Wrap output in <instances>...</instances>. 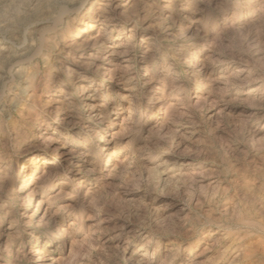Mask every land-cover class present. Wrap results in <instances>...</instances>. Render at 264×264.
Here are the masks:
<instances>
[{"label": "rangeland", "instance_id": "rangeland-1", "mask_svg": "<svg viewBox=\"0 0 264 264\" xmlns=\"http://www.w3.org/2000/svg\"><path fill=\"white\" fill-rule=\"evenodd\" d=\"M115 2L0 0V264H264V0Z\"/></svg>", "mask_w": 264, "mask_h": 264}, {"label": "bare ground", "instance_id": "bare-ground-1", "mask_svg": "<svg viewBox=\"0 0 264 264\" xmlns=\"http://www.w3.org/2000/svg\"><path fill=\"white\" fill-rule=\"evenodd\" d=\"M136 0H116L115 2V6L112 9V16L111 18H106L104 22L106 23H114V17H120L122 15L125 14L126 10L131 8L134 4H135ZM103 16L102 13H96L94 10L91 12L90 18L88 19V23L84 24L86 27H90L92 28L94 26V19H97L96 21H99L98 19H101ZM154 24H150L148 27L150 29H153ZM103 36H100L98 38H102ZM98 38H96V40L98 41ZM149 38V37H147ZM3 39H5V37H3ZM95 40V41H96ZM97 43H102V42H97ZM101 46H104V48L107 47V43L104 41ZM74 47V46H73ZM127 44H119L117 46L114 47L113 51L110 52L108 55H106L105 60L107 59H111L113 56H115V54H121V55H126L127 58H122V61H125V63H117V64H113V62L111 63V61L109 62V65H111L110 67H106V64H104V62H102L101 64H96L97 65V69L98 70H105L107 72V74H109L110 78L113 79V77L116 78H120V72L122 69H127L129 67V65L127 63H131L132 62V58L128 56V52L126 50H124L125 48H127ZM73 51V50H72ZM19 64V63H18ZM16 64V65H18ZM123 64V65H122ZM125 64V65H124ZM191 64V63H190ZM194 64V68L195 69V73H198L200 70H202L203 68H205V64L202 63L201 61L195 62ZM113 66V67H112ZM14 67V65H13ZM16 67V66H15ZM11 69V68H10ZM19 69L20 70V66H17L16 70ZM11 72V71H9ZM243 70L241 69L237 75V78L241 81L240 76L242 75ZM220 80H225V84L226 86H229V77L226 76H221L219 78ZM217 79V81L219 80ZM245 80L242 81L243 83H245ZM256 81V80H255ZM260 82V80H258ZM234 84V83H233ZM237 84V82H236ZM235 85V84H234ZM86 87L83 84H77L75 90L78 91L79 93H83L85 91ZM90 97H87V99ZM94 107H91L90 109H94ZM167 114L170 113V111L174 110V108L170 105L169 108H167ZM132 115V114H131ZM130 115L129 119H132V116ZM102 114L96 112L95 114H93L91 116V119L89 120V127L90 130H92L93 128H95L97 125L102 123ZM128 120H124L123 124L126 123ZM63 122H67L68 124L72 123V120L70 119V117H67L65 119H63ZM162 127V126H159ZM166 127V126H165ZM42 127L38 128V130H41ZM154 129V128H153ZM162 129V128H161ZM160 129V130H161ZM120 134V133H119ZM198 144H201V142H197ZM54 150L57 152V155L59 156V159H61V162L65 163L66 165V169L69 170V172L72 173H77V171L75 169H78L79 167H81V165H79V163L75 164L73 162V155L71 153V151H66V150H60L58 147H55ZM71 165V166H70ZM89 172V171H88ZM90 172H93V169L90 170ZM2 173V172H0ZM0 183H3L0 180ZM26 190H24V192H29V195L32 196L35 192H36V187L34 186V182H31L29 185H27L25 187ZM84 203V202H83ZM40 205L43 204V202L41 201L39 203ZM53 215L51 214V212L49 211V209H46L44 211V213H42V215L40 216L41 220H47V219H52ZM12 248V244L9 242L8 244H6L4 247H2L1 251L2 253H6L8 252V250H10ZM30 255H31V259L36 260L37 262H43L46 255L45 253L41 252V251H34L33 249L30 250Z\"/></svg>", "mask_w": 264, "mask_h": 264}]
</instances>
